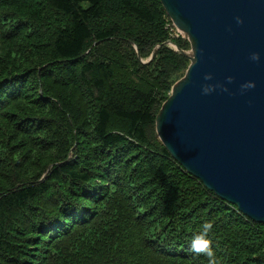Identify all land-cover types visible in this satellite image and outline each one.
<instances>
[{
  "label": "trees",
  "instance_id": "trees-1",
  "mask_svg": "<svg viewBox=\"0 0 264 264\" xmlns=\"http://www.w3.org/2000/svg\"><path fill=\"white\" fill-rule=\"evenodd\" d=\"M167 19L159 0H0V264H208L206 220L218 264H264V224L157 138L188 63Z\"/></svg>",
  "mask_w": 264,
  "mask_h": 264
},
{
  "label": "water",
  "instance_id": "water-1",
  "mask_svg": "<svg viewBox=\"0 0 264 264\" xmlns=\"http://www.w3.org/2000/svg\"><path fill=\"white\" fill-rule=\"evenodd\" d=\"M159 2L188 40L190 51L177 52L190 63L155 117L157 138L207 190L264 224V0ZM253 52L260 62L250 59ZM247 81L256 87L242 94ZM205 84L229 91L204 95Z\"/></svg>",
  "mask_w": 264,
  "mask_h": 264
},
{
  "label": "clouds",
  "instance_id": "clouds-1",
  "mask_svg": "<svg viewBox=\"0 0 264 264\" xmlns=\"http://www.w3.org/2000/svg\"><path fill=\"white\" fill-rule=\"evenodd\" d=\"M237 24H243V19L239 16L236 17ZM250 59L254 62H260L261 60V54L259 52H253L250 55ZM205 80H211L212 75L205 74L204 76ZM233 77L229 76L227 77V80L229 83L233 81ZM256 87L255 81H247L243 83L240 86V91L243 94L245 91L253 89ZM216 88H221L222 91L228 92L229 89L221 84H205L202 88V93L204 95L210 94L213 92ZM213 230V222L212 221H204V223L201 225V231H199L197 234H195L191 240L190 250L197 255H203L207 258L208 264H218V257L216 254V251L214 250L212 246V241L209 238V234Z\"/></svg>",
  "mask_w": 264,
  "mask_h": 264
},
{
  "label": "rangeland",
  "instance_id": "rangeland-1",
  "mask_svg": "<svg viewBox=\"0 0 264 264\" xmlns=\"http://www.w3.org/2000/svg\"><path fill=\"white\" fill-rule=\"evenodd\" d=\"M166 27H169V29H168V35H170V40L168 41V43H169L168 47L171 48V49H173V45H171V44H173L172 42L173 41H176L177 42L178 40H180L182 43H184V46L182 48V51L185 52V53H188L190 51V44H189L188 40L186 39V37H184V35L180 31H178L173 26V24H172V22L170 21L169 18L166 20ZM156 54H157V47L153 49V52L152 53H148L146 58H142L140 60L141 61L140 62L141 65L143 67L150 68L152 66V63L149 64L150 59L151 58L154 59L156 57ZM189 63L190 62L188 60V63H187V65H186V67H185V69L183 71L186 72V70H187V68L189 66ZM185 72L183 74H182V72H180V73H178L177 75H175L172 78V81L174 82L173 85L176 82H178L185 75ZM130 78H132V77H131L130 74H128V80H130ZM34 82H37V81L35 80ZM170 91H171V89H170ZM169 94H170V92H169Z\"/></svg>",
  "mask_w": 264,
  "mask_h": 264
}]
</instances>
